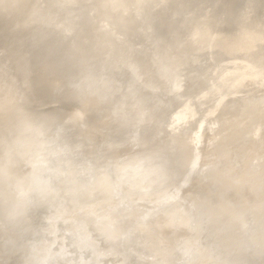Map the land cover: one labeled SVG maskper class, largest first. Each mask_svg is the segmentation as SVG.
I'll return each mask as SVG.
<instances>
[{"label": "rangeland", "instance_id": "obj_1", "mask_svg": "<svg viewBox=\"0 0 264 264\" xmlns=\"http://www.w3.org/2000/svg\"><path fill=\"white\" fill-rule=\"evenodd\" d=\"M129 2L130 3L126 4L123 9V13L116 11V13H114L109 19V29H114L117 25V21L125 15V19L129 16L131 17V22L134 25L133 31L125 38L122 36L121 31L116 32L113 35V38L104 45V48L98 53V56L100 58L99 64L105 63L107 66L113 65L114 68L116 65L122 67L126 60L136 59L138 61L136 72L139 74L140 79L133 81L135 87L132 89L130 88L131 91L125 96H133L136 94V91L137 94L150 96V99H148L146 103L151 116L144 124H142V126L132 129L128 125L119 122L125 111V105L123 104H119V106L111 109L108 113L107 110L103 108L104 105H98L93 107L94 110L89 111L90 115H82L78 120L74 117L77 112L81 111L82 105L85 103L87 104V102L74 103L71 98V89L67 87V82L73 81V78L77 77L74 75L85 74L86 71L89 70V67L90 70H92L91 67L93 66L88 64V61H81L75 68H70L68 65L62 69L60 67L56 68L58 67L56 66L57 52L46 51L45 47L41 49L40 47H34L27 53H25V49L19 51L18 55H15L16 61H14V64L11 62L7 71L4 70L3 72H0L1 90L3 93L10 100L14 99V95L19 96L21 99H19L18 102H24L26 106L25 110L34 114V116L30 118L32 119L30 122L32 121L34 125L29 128V133L22 138V146L29 143H34V145H36L37 143L42 142L41 149L43 150L46 145H49L50 152L52 151V157L57 160L63 156V159L61 158L62 160L60 159V162L62 164L63 162H66L67 166V161L70 159L69 157H71L70 161L73 164V167L76 168L75 174L76 172L77 174L78 172L81 173V170L84 172V174H82V172L81 174L76 175V177L81 176L79 177L80 181L77 180L81 182V179H86L85 181L83 180L82 184L85 182L86 184L84 183V185H87L86 187L88 188H90V185H88L89 182H92L94 176L96 177L95 173L97 174V171L95 173L93 170L89 171L94 165H97V167L100 166L101 168H98V170L102 172L103 167L106 170L105 166L114 165V167L102 173L100 180H103L106 177L107 180L111 179L114 181L118 179L120 181V183L112 186L111 191L107 193L108 195H105L102 193L103 191L99 189L91 188V190H95H88V192L84 188V190L90 195L88 194L87 196V194H85L87 197L84 195V198H82V196L73 189L69 180L65 176L68 174V168L65 167L66 164L64 163L65 165L63 164L64 166H62L59 162L57 165L54 160L55 162H53L55 165L50 161L51 165H54L53 168L56 166V170L58 171L49 175L48 183L50 186L43 190L41 189L37 191L30 189L26 192L25 189H21V187L13 181H19L20 178L18 176L29 171L32 165L19 160L18 164L13 167L9 166L7 163L11 159L6 153L0 152V204L3 205L4 208L5 206H11L10 211H7L6 213L0 212V264H21L26 258H29L30 263L32 264H85L89 259L92 261H90V264H101L103 262H105L103 264H106V262L107 264H109V262L112 264L111 260H114L113 264H115L118 262L115 258L117 259L118 257L120 258V256H123L122 253H126V250H132L130 243H132V246L135 247V249L136 247L138 248V253L136 254L134 250L136 258H133L130 256V253L133 252V250L131 252L128 251L129 254L128 252L126 254H128L129 258L127 255H124V257L126 256L124 260L127 259L126 262H128V259H131L129 261H132L133 259L138 261L133 260V262H128L129 264H158L157 261H162L160 263L162 264L165 259H159L158 254L161 251L165 258H169L166 253L169 249L168 247L172 245L174 237L179 240L195 238L193 244H196V246H199L198 244H200V247L206 250L210 255H214H211L213 257L211 264H264L262 253L259 255L262 256V258L258 257L257 259L254 258L253 254H237L233 243L227 241L229 238L224 235V230L220 231L218 229L219 226L215 225L212 222L213 220L211 221V218L208 216V213L211 212L210 207L212 201L214 202L218 200V204L223 203L224 200H226L225 196L219 197L218 199L214 196L216 194L218 195V192L221 190L235 188L233 196L241 194L242 197L241 200L239 199L235 201L234 204L239 209H244V211L246 209V215L250 214V217H252H248L249 219H246L247 222L252 221L253 223L254 221L259 234L264 226V218L255 215L250 212V208H247L249 205L247 199L251 198L247 193L243 192L242 187L245 181L240 183L241 186L235 185L230 188L224 184L219 185L216 190L211 191L212 194L207 193V196H200V194L197 195L195 191L197 190V193H199L196 187H201L202 185L198 184L197 181H191V178L188 179L190 176L197 174V171L201 172L202 165L203 167L204 164L205 166H208L209 164L206 163L209 160L215 161L220 158L217 156L220 153L219 150L221 148H234L229 150L228 153L238 152V149L242 146V149L246 150L257 141L256 137H258V135L260 137L261 133L264 132V128H262L264 126L261 125H264V122L257 124L260 127L258 126L257 128H254L253 133L251 132V134L245 135L242 144H234L236 146L242 145L239 148H235L236 146L227 143L225 146L220 139H218L219 141H217L216 144H211L214 143L211 142L214 140H210V143H208L207 146L204 141L209 142V139L211 138L210 136L207 138V133L205 132L204 138L206 140L203 141L202 137H196L198 131L202 133L201 131L204 129L202 127L207 124L206 121H215V119L225 113L247 116V109L250 107L251 103H249L246 98L249 97L251 98V101H258L259 98L264 97V79L261 82L256 81L255 78L248 73L240 82L233 80L235 74L242 73L246 68H248L246 71L249 69L251 70L250 65L260 58V66L261 68H264V53L255 47H253V49H248L250 38L245 36L237 46V52L231 58H228L227 55L229 48L232 46L231 37L239 34V32L240 34L245 32L242 26L240 29L238 28L237 24H235L236 21L249 24L255 22L257 26L258 41H264V0H129ZM105 10L106 9H103L101 12H98L94 17L86 32L87 34H93L95 30H99L100 27L105 25H102L101 22ZM133 12L134 16L131 15ZM15 18L16 17L10 14L8 10H5L3 15L0 13V54L5 50L11 49L17 43L27 45L37 40L35 26L40 25L43 28L46 26V24H41V22L36 23L31 19L22 26L21 30L13 32L14 30H11L10 26L13 24ZM187 18H191V25L189 26L184 25ZM233 21L235 23H233ZM206 31L214 33V40H199L196 38L199 37L198 35L200 33ZM86 33L83 38L88 37ZM70 35L71 32L67 34L66 37L70 39ZM190 37H194V39ZM46 38L48 39V37ZM185 38H189V42L187 40L185 41ZM81 40L84 41L83 39ZM65 42L66 39L59 43V46H62L60 49L66 46ZM45 44L47 43L45 42ZM101 44L102 37L99 36L97 40L94 39L90 45L95 48L96 46H101ZM207 48L213 49V53L208 57H200L198 62L195 63V68L199 69L198 71L201 72L204 71L207 64H210V68L207 69L204 76L199 73V75L201 74V79L199 78V82L196 83L191 78V75H195V73L187 72L186 68L188 66V59H186V57L190 56L192 53H194L192 55L196 56L198 54L197 51H204ZM47 49L49 50L48 45ZM179 56L181 57L178 61L177 57ZM171 60H176L178 62H176L175 65L173 63V66L170 68L167 67L165 69L166 73L163 77L157 79L155 76L157 75V72L162 71L163 66L165 65L166 67L167 63H170ZM6 61L5 57L1 55L0 67L8 65ZM225 62L226 66H222L216 74V70L214 72V67L222 65ZM25 64L27 65L26 69L21 70ZM17 65L22 67H18ZM41 65H45L47 68L41 67ZM110 69L112 71L109 73V77L116 79L121 78L120 80L129 79V76L133 72V69L130 68L121 70L109 67V70ZM196 77H199L198 74ZM152 81L157 84V88L153 90L152 87L150 89L146 85L148 82ZM173 83L176 86L180 84V88L176 91L175 96H173V92L170 93L169 91V88L174 85ZM22 93L23 95L26 94V99L23 98L24 96H22ZM119 95L120 94L118 93L114 94L111 97V100L115 101ZM198 98L205 99V104L196 106L195 102H198ZM232 100L235 101V104L231 103ZM108 103L110 102H107L106 104L108 105ZM129 106L130 105L127 104V108ZM136 106H134L135 108L132 107V109L129 108L133 115H135L134 111L137 108ZM166 109L169 111L164 112ZM97 114V118H92ZM254 114L256 115L257 112ZM179 115L183 117L177 119ZM214 123L216 122H213L212 128H209L211 129L209 134L211 132V134L217 133L218 131L215 130V126L218 123H216V125ZM213 125H215V128ZM23 127L19 128V131L24 130L25 128ZM217 127H219V125ZM222 129L224 130V128ZM222 129L219 130L221 133L218 131V134H221V136L224 134V137L226 138L228 136V132L226 131L228 130H224L226 132L224 133ZM259 130L261 132H259ZM221 136L219 137L222 138ZM195 137L198 144L194 141ZM2 138L5 141L7 135L2 137L0 134V140H2ZM197 138H201V141L206 146H204L205 148L203 149L202 146L201 150L202 157L208 161L206 162L201 158V164L205 163L199 167L198 164H195L197 166V171L195 168L196 166L191 163L194 166L195 171L192 172L193 167L189 165L190 172H192H189V174L192 175L187 174V178L185 173L187 171L182 172L174 170L178 165L177 160H180L179 158L184 156L183 150L185 149L181 152L179 149H173V140L176 139L179 142L184 141L183 145H187L188 147L190 145V147L194 148L195 144L199 146L201 143ZM54 139L56 141H54ZM222 140L224 141L225 139L222 138ZM193 141L195 143H193ZM225 141L228 142L227 140ZM61 143L64 146L60 145ZM257 144L259 150H256L255 154H258L259 156L260 153H264V137L261 139V142L259 141ZM50 145H52L53 148H55L56 145H60L62 148L58 146L60 148L59 150L56 148L51 150L52 146ZM64 147L67 150L69 148L66 152L70 153L71 151L72 155L70 154L68 156L65 151L64 153L66 154L63 153L62 155L61 152H63L62 149ZM167 147L172 149H167ZM194 149L197 150L198 148ZM58 151H60V156ZM54 153L57 154L58 158ZM244 153L241 154L246 156L247 154ZM262 154L260 155L263 157H259L263 159L264 154ZM253 155L251 157L252 160L258 157ZM72 156L74 158H72ZM259 157L256 159L257 161H251L252 163L250 164L255 166L252 167V165H250L252 171L257 167V169L262 168L261 165L263 164H261V162L264 160H261L260 165L257 163ZM212 161H209L208 163ZM133 163H141L142 167L145 169L160 167L158 171H163V173L159 178H156L159 179L157 185H159V190L161 191L159 192L160 194H164L165 197L169 196L167 201L166 199L162 200L159 197L160 194H153V197L152 194L148 193L149 187L150 189L152 187L150 182H147L148 185L143 181L142 186L144 187V190L139 196H136L133 194L134 187L132 188L134 182L132 183L130 180L127 181V179L118 178L121 176L119 173L122 171V168L132 165ZM257 164H259L261 168H259L260 166ZM81 166L84 167L79 171L78 169ZM207 166L204 167L206 173H208ZM202 171L204 172V169ZM206 173H201L202 176L198 173L193 177L201 179ZM254 173L255 172H253V174ZM87 179L88 184L86 182ZM121 180H125V182L129 183L131 182V187L127 188L125 185H122L126 183ZM239 182L240 181H238V183ZM51 185L52 187L55 185L56 187L60 186L61 190L59 191L64 192V195L56 196L57 194L55 195L54 188H50ZM127 186L129 187V185ZM173 187L177 190L176 193L168 195L166 192ZM181 189L183 192L190 189L185 193L186 197L200 204L198 208H196L198 206L196 205L193 210L188 208L184 211L186 216L190 217L189 219L192 226L189 225L187 228H183L184 224H181V228H172L174 232L171 233L170 231L172 229L169 230L170 233H166L169 234L164 236L165 239L162 242H159L158 244L149 243L151 246L149 244L148 246L146 245L148 242L145 244L144 242L146 241H144V239L141 240L137 238L135 241L131 242V235L127 237L128 234H125L126 230L124 231L123 224H116L118 220L124 219L125 221V219L130 216L129 220H131L132 224H134L138 230H140L141 227H145L149 228L148 230L152 228L154 232H156L154 221L156 222L157 220L155 219H158L162 224L163 222L166 223L170 220V216L165 209L167 206L176 203V201L180 199L177 192ZM202 190H205L204 186H202ZM85 191L84 193H87ZM99 191H102L99 193L101 195H95L98 194ZM194 192L195 194H193ZM204 192L205 191H203V194ZM91 193H94L93 196L95 198ZM157 193L158 192L156 191V194ZM41 194H47V197L50 195L51 200L48 201V198H43ZM89 196H92L93 198ZM231 196L232 195L227 198H230ZM103 197L107 198L106 201ZM101 198L105 202L100 200ZM131 198L133 199L131 200ZM139 198L141 201H158L155 203L156 206L150 204L154 206L155 209L157 206L161 209L162 206L164 210L160 211V209L157 208L156 210L159 212L157 213L152 206H150V208L152 207L151 209L149 208L150 204H146L145 207L142 203L135 204ZM200 198L201 200H199ZM111 200H113L111 204L106 203ZM125 200H127L129 204L128 202L125 203ZM125 211L127 213L122 215L121 213ZM163 211H165L167 215L165 214L162 216L164 213ZM65 213L67 215H65ZM151 213L154 215L157 213L159 218L153 217L152 220L154 221H152L150 218V215L152 216ZM245 213L243 214L244 216ZM65 218H67V220ZM97 220H106L108 222V224H104L101 228L104 229L105 234L108 230H111L117 236L112 244V240L108 241V243L105 242V244L101 242L104 245H108L110 242V245L106 247L108 250L110 247L109 251H106L105 247H103L104 249L101 248L104 245L99 246V242L104 239L99 236H97L98 239L91 237L92 233L98 229L96 225ZM211 222L212 224H210ZM151 224L153 226H151ZM260 225L263 226L260 227ZM59 230H61V233ZM253 230L255 231V229ZM244 232H246V235L248 234L246 237H250L252 234L255 235L254 233L256 231L250 235L249 232ZM244 236L245 235L243 234L242 237ZM100 238L102 240H99ZM250 238L248 239L250 240ZM164 243L166 245H164ZM160 244H162L163 248H167V250H164ZM194 246L193 248L195 249L196 247ZM119 247L125 249L123 251L120 248L122 250V255L120 254L121 250L119 251ZM200 247L197 248L200 249ZM100 248L108 253L105 256L102 250V252L98 253ZM188 248L189 250H192V252L195 251L193 248L191 249L190 246ZM142 249L144 252L146 251L148 256L145 255V253H142L145 256L144 257L140 253ZM184 249L187 251L186 248ZM182 250V253L185 252ZM197 251H195V254ZM139 253L141 255L140 258L137 257ZM188 253H190V251H188ZM186 254L187 253L185 252L182 256H185ZM182 256L180 259H182ZM186 257L182 260L184 261V264L187 262L189 263V260H187ZM121 258L123 259V257ZM191 259L193 260V258ZM83 260H85V262ZM123 261H121V263ZM174 261L180 263L179 260ZM182 263L183 262H181V264ZM118 264H120V260Z\"/></svg>", "mask_w": 264, "mask_h": 264}, {"label": "bare ground", "instance_id": "obj_2", "mask_svg": "<svg viewBox=\"0 0 264 264\" xmlns=\"http://www.w3.org/2000/svg\"><path fill=\"white\" fill-rule=\"evenodd\" d=\"M129 3H130L129 0H0V13L3 15L5 10H8V12L10 14H12L16 17L13 21V24H11V26H10V29L14 30L13 32L21 30L22 26L26 22L30 21L31 19L34 20L36 23L41 22V24L42 23L46 24L45 28L41 27L40 25L35 26L36 27L35 33H36V36L38 38L37 40H35L32 43L27 44V45L22 44V43H17L11 49L5 50L3 53L0 54V56L2 55L5 57V59L7 60L6 63H8V65L0 67V72H3L4 70L7 71L10 67L11 62H13L12 64H14V61H16L15 55H18L19 51L25 49V53H27V52L31 51L34 47L35 48L40 47V49L45 47L46 51L57 52L58 55L56 57V59H57L56 66H58V67H56V68L60 67L62 69L63 67H66L67 65L70 68H72V67L75 68V67H77V65H79L78 63H80L81 61H88L89 62L88 64L93 66V67H91L92 70H90V67H89V70L86 71L85 74L82 73L81 75H74L77 77H74L73 81L67 82V87H69L71 89L70 92L72 93L71 94L72 95L71 96L72 101H74V103H80V102L85 103V102H87V104L85 103L82 105L81 111L77 112L74 115V117L78 120V118L82 117V115L88 116V115H90L89 111L94 110L93 107L98 106V105H104L103 108H105L107 110V113H108L111 109L115 108L116 106H119V104H123V105H125V111H124L123 115L121 116L119 122L124 123L125 125H128L132 129H136V128L142 126V124H144L145 121L148 120L151 116V113H149V111H148L149 110L148 105L146 103L148 101V99H150V96L137 94V91H136V94H134L133 96L130 95L129 96L130 98L128 96H125L128 92L131 91L132 88L135 87V84L133 81H137L140 79L139 74L136 72L138 61L136 59L126 60L122 67H118L116 65V67L114 68L113 65L107 66L105 63L99 64L100 58L98 56V53L104 48V45L106 43H108L113 38V35L116 32L121 31L122 36H124V38H125L126 36L129 35V33H131L133 31L134 25L131 22L132 21L131 17L129 16L127 19H125V15H124V17H122L120 20L117 21V25L115 26L114 29H111V30L109 29L110 28L109 19L114 15V13H116V11L123 13V9L125 8L126 4H129ZM12 9H13V11H12ZM103 9H106V10H105L104 16L101 19V22H102V25H104V24L105 25L100 27L99 30H95L93 34L92 33L87 34L86 32L89 28L90 23L92 22L94 17L98 14V12H101ZM111 10H113V11H111ZM131 15L134 16V12L131 13ZM233 23H235V22L233 21ZM235 24H237L239 29L242 26L244 28L245 32L241 33V34L239 32V34H236L235 36L231 37L232 46L229 48V50L227 52L228 58H231L237 52V46L239 45L240 41L243 38H245V36L250 38V44L248 46V49H253V47H255V48L260 49L261 52L264 53V41H261V42L258 41L257 26H256L255 22L252 24H249V23H239L238 21H236ZM184 25L185 26L191 25V18H187L184 22ZM246 30H247V32H246ZM0 32H1V30H0ZM70 32H71V35L69 37L70 39H68L66 36ZM85 33L87 34L88 37L83 38ZM99 36L102 37V44H101V46H96L95 48H93L90 44L92 41H94V39L97 40V38ZM198 36L199 37H196V38L199 40H212V39L214 40V38H215L214 33H212L211 31L210 32L209 31L202 32ZM46 37H48V39ZM190 38L194 39V37H190ZM65 39H66V42H65L66 46L64 48L60 49V47H62V46H59V43L63 42ZM81 39H83L84 41H82ZM188 39L189 38H185L184 40L188 41ZM192 39H190V40H192ZM47 40H49V41H47ZM45 42L47 44H45ZM47 45L49 46V50L47 49ZM249 47H252V48H249ZM61 50H62V53H61ZM197 53L198 54L196 56L192 55V54H194V53H192L190 56L186 57V59H188V66L186 68L187 72L188 73H190V72L195 73V75L194 74L191 75V78L196 83H198L199 80L201 79L200 78L201 74H202V76H204V73L207 71V69L210 68V64H207L206 65L207 67H205L204 71L201 72V71H198L199 69L195 68V63L198 62V59H200V57H208L209 55H211L213 53V49L207 48L204 51L203 50H200V52L197 51ZM180 57L181 56L177 57L178 61L180 60ZM178 61L171 60L170 63H167L166 67L164 65L163 70L160 72H157V75H155L157 77V79H160L161 77H163V75L166 73L165 69L167 67L168 68L172 67L173 63L175 65V63ZM260 63H261V58L256 60L253 64L250 65L251 70L249 69L246 71V69H248V68H246L245 71H243L242 73L235 74L233 80L240 82L249 73V75L254 77L256 81L261 82L264 79V68H261ZM20 65H17V66L22 67ZM222 66L225 67L226 62L222 65L215 66L214 72L216 70V74H217V72L222 68ZM26 67H27V65L25 64L21 68V70H25ZM41 67L47 68L45 65H41ZM109 67L113 68V69H121V70H123L125 68H130V69H133L132 70L133 72L129 76V79L120 80L121 78L120 79L117 78L118 79L117 80L116 78L109 77L110 76L109 73L112 71L111 69L109 70ZM252 72H253V74H252ZM199 73H201V74L199 75ZM197 74L199 77H196ZM179 82H180V80H179ZM179 82H177V83H179ZM146 85L150 89L152 87V90L157 88V84L154 81L148 82ZM174 85H172L169 88L170 93L171 92L174 93L173 96L176 95V91L180 88L179 87L180 84L177 86L175 85L178 88H176ZM117 93L120 95L116 98V100L115 101L111 100V97ZM22 96H24L23 98H25V99L27 98L26 94L23 95V93H22ZM19 99H21L19 96L14 95V99L10 100L3 93V91L1 90V79H0V134L2 135V137L7 135V139L5 141L3 138H2V140H0V152L6 153L9 156V158L11 159L7 163V165H9V166L13 167L14 165L18 164L19 160L25 161L24 163L32 165V167L29 171H27L26 173H23L21 176H18L20 178L19 181H13L15 184L19 185V187H21V189H23V190L25 189L26 192L29 191L30 189L37 190V191L41 190V189L43 190V189H46L47 187L50 186L48 183L49 175L52 173H56L58 171V170H56V168H57L56 166H55V168H53L55 165L54 162L56 161L55 163L58 165L60 162V159L63 156L61 158L59 157L60 159H57L58 161L55 160L56 158L54 159V157H52L53 155L51 154L52 151L50 152L49 145H46L43 150L41 149L42 148V146H41L42 142H39L36 145H34V143H29L25 146L21 145V144H23V141H21L22 138L26 134L29 133L28 132L29 128H31V126L34 125L32 123V121L30 122V120H32L30 118L33 117L34 114H31L30 111L25 110L26 109L25 103L24 102H18ZM157 99L160 100L159 98H157ZM179 99H181V98H179ZM246 100L249 103H251L250 107H248V109H247V112H248L247 116H239V115H235V114H231V113H225L222 116L215 119V121H212V120H208V122L206 121L207 124L205 123L206 125L202 127V128H204L203 131H201L199 129L202 133H200L198 131L196 134V137H202V140L204 141V140H206L204 138V135H205L204 132L207 133L206 134L207 138H209L208 136H210V138H211V139H209V142L204 141L205 145L207 144V146H208V143H210V140H214V141H211V142H214L211 144H216L217 141H219L218 139H220L221 142L225 146H226V143L229 145L232 144L233 146H236V145H234L236 143L242 144V141H244V138H245L244 136L247 134H251V132L253 133L254 128H257L259 126L257 124L264 122V97L259 98L258 101H251V98H249V97H247ZM107 102H110V103H108V105H107L106 104ZM231 103L235 104V101L232 100ZM127 104L130 105L128 108H127ZM195 104H196V106H200L202 104H205V99H199L198 102L197 101L195 102ZM134 106L137 107L134 111L135 115H133L130 111V109H132V107H134ZM230 106H231V104H230ZM166 111L168 112L169 110L168 109L164 110V112H166ZM255 112H257L256 115L254 114ZM96 116H98V114L92 118H97ZM182 117L183 116L179 115V117L177 119L182 118ZM213 122L218 123L217 125H216V123H214L216 126L213 125V127L214 126L216 127V128L214 127L216 131L217 130L219 131L222 128H224V130H226V129L228 130V131H226V132H228V136L226 138L224 137V134H222V136H221V134H218V131H217V133L211 134L212 133L211 132L209 134V132L211 131V129H209V128H212ZM210 124H211V126H210ZM218 125H219V127H217ZM261 125L264 126L263 124H261ZM22 127L25 129L22 131L21 130L19 131V128H22ZM220 127H222V128H220ZM214 128H213V130H214ZM262 128H264V127H262ZM224 130H223V132L226 133ZM219 132L221 133V131H219ZM259 132H261V131L259 130ZM214 134H215V137H214ZM219 136H221L222 138L227 140L229 143L226 142L225 140L223 141L222 138H220ZM196 137L194 138V141L198 144V142L196 141ZM263 137H264V132L261 133L260 137L258 135V137H256L257 141L254 142V144H252L246 150L242 149L243 148L242 145H237L235 147V148H239L242 146L241 148L238 149L239 150L238 152L244 153V151H245V153L247 154L246 156L241 154V153H238V152L228 153L229 150H232L234 148H231V149L227 148L226 149L224 147V148H221L219 150L220 153L218 154L217 157H220V158L216 159L215 161L209 160V161H212L210 163H208L209 161L205 160V158L202 157L203 155H202L201 147L203 146L202 147V149H203L206 146L201 141V138L200 139L197 138L200 140L199 142H201L199 144V146L195 144V147H194L192 145L194 148H196V149L198 148L197 150L190 147V145H189V147L187 145H183L184 141L179 142L176 139H174L173 140L174 141L173 147L171 145V147L173 149L174 148L179 149L180 152L183 149H185V150H183L184 156H181L179 158L180 160H177L178 165L176 166V168L174 170L175 171L178 170V171H182V172L187 171L185 173H186V176L188 178V175H192V174H189V172H190V169H189L190 166L189 165H191V167H193L192 172L195 171L194 170L195 168L197 171V166L195 164H198V167L201 166L202 164H204L205 162L202 164L200 162L201 161L200 159L203 158L204 161H206V162L208 161L206 163V164H209L208 166L206 165L208 173L205 172L206 171V169L204 168V167H206L205 164H204V167H203V165L201 166L202 168L200 167L202 170L204 169V172L201 169H200L201 172H199V171H197V172L200 173L201 176H202L201 173H206L205 174L206 176L204 175L203 177H201V179H196L197 177L194 178L198 174L196 172L197 174L194 173L195 175H192L188 178V179L191 178L190 180L193 182L197 181L198 184L205 187V190H202V186L196 187V189H198V191H199V193H197V190L195 191L197 195L200 194V196H207L210 193L212 194L211 191L216 190L219 185L224 184L225 186L230 188V187H234L235 185L241 186L240 183H243L245 181V183L242 187L243 192L247 193L248 196H250V198H251V199H249L246 196L248 198L247 200L249 202V205L247 206V208H250L249 209L250 212L254 213L255 215H259V217L264 218V161L261 162V160H264V158L263 159L260 158V157H263L260 155L262 153L259 154L260 157L258 156V154L257 155L255 154L256 150H259L257 143L259 141L261 142V139ZM52 141H53V138H52ZM54 141H56V140L54 139ZM194 141H193V143H195ZM230 142H232V143H230ZM201 144H203V145H201ZM211 144H209V145H211ZM60 145L64 146L62 143ZM60 145H56V146L58 147ZM50 146H52V145H50ZM56 146H55V148L58 150L60 148H62V146H60V148L59 147L57 148ZM55 148H53V146H52L51 150L52 149L54 150ZM172 148L167 147V149H172ZM186 148H187V155H186ZM64 149H65V147L62 149L63 150V152H61L62 155H63L64 151L66 152V150H67V149H65V150ZM62 150H60V151H62ZM68 150H69V148H68ZM60 151H58L59 156H60ZM58 152H57V154H58ZM66 153L69 156L71 154V151H70V153L69 152H66ZM66 153H64V154H66ZM57 154L54 153V155H56V157L58 158ZM253 154L259 157V160L257 163L260 164V162H261V164H263V165L260 164L262 166V168H261V166L259 164H257L260 166L259 168H261V169H257L258 167L256 165L257 168H254L252 171L251 170L252 167H255V166L250 164V163L254 162L253 160H256L258 158L257 157V158L252 160L251 157ZM229 155H231V156H229ZM240 155H242V156H240ZM68 156H66V157H68ZM73 156H75V155H73ZM73 156H72V158H74ZM179 156H180V154H179ZM51 157L53 158V160ZM49 158H50V160H49ZM69 158L71 159V157H69ZM70 159L69 160L67 159L68 160L67 161L68 166H67L66 162L62 161L63 164L64 163L66 164L65 167L68 168V174H66L65 176L69 180L73 189H75L77 191V193H79L80 196H82V198H84L85 194H87V196H88V194H89L88 192L91 190V188L102 190L103 191V192L101 191L102 193H104L105 195H108L107 193L111 191L112 186L117 184V183H120V181L117 179V177H116L117 180H114V181H112L110 178L109 179L111 181L107 180L106 177L103 180H100L102 173L111 169L112 167H114V165L113 166L112 165L105 166L106 170L103 167V172L98 170V168H101L100 166L97 167V165H94L93 166L94 168L92 167V169L89 171L93 170L94 173L97 171V174L95 173L96 177L94 176L93 181L89 182V184H88V179H87L86 182L88 185H90V188H88V187H86L87 185H84L85 182L82 184L84 179L83 180L81 179V182H79L80 181L79 177H81V176H79V177L77 176L78 178L76 177V175L81 174L83 171L81 170V173L78 172V174H77V172H76V174H75L76 168L73 167V164L71 163ZM50 161H52V163L54 164L53 166L51 165ZM191 163L193 165H195L196 167L194 168V166ZM60 164L62 166L65 165V164L63 165L61 162H60ZM71 164H72V166H71ZM250 165H252V167H250ZM187 166H189V167H187ZM83 167L81 166L78 170L80 171V169ZM159 168L160 167H153V168L145 169L144 167H142L141 163L140 164L133 163L132 165H129L127 167H123L122 171L119 173V174H121V176L118 178L127 179V181L130 180V181H132V183L134 182L135 186L133 185L132 188L134 187L133 194L136 196L137 195L139 196V194L142 193V191L144 190V187L142 186V182L143 181L146 183L150 182V185L152 187H151V189L149 187L148 193L152 194V196L154 197L153 194L158 195V194H160L159 192H161L159 190L160 189L159 185H157L159 183V179H156V178H159L160 175H162V173H163V171H161V172L158 171ZM254 170H256V171H254ZM258 171H259V173H258ZM99 172H101V173H99ZM192 172H190V173H192ZM253 172H255L254 174H256V173L257 174L254 175ZM82 174H84V172ZM198 177H199V175H198ZM121 181L125 182V180H121ZM238 181H240V182L238 183ZM125 183L127 184L129 182H125ZM130 183L127 184V185H129V187L126 184H122V185H125V187L130 188L131 187L130 185L132 184V183L131 184ZM55 187H56V185L54 187H52V185H51V187H50L51 189L54 188L55 195L57 194L56 196H63L64 192L59 191V190H61L60 186H58L56 188ZM84 188H85V190H87V191L89 190V191L88 192L85 191ZM199 188H201V189H199ZM95 189H93V190H95ZM234 189H228V190L225 189L223 191L221 190L220 192H218V195L213 194V195H215L214 197H217V199L219 197L225 196L226 200H224L223 203H218V204H217L218 200L214 201V202L212 201V205L210 207L211 212L208 213V216L211 218V221L213 220L212 222L215 225L219 226L218 229L220 231L224 230V235L228 236V238H229L227 241L229 243L230 242L233 243L237 254L244 255L246 252H251L254 255V258H256V259L258 257L262 258V256L264 257V226L260 225V227L263 226V228L260 231V233L258 234L257 229H256L257 226H255L256 224L254 223V221H253L254 224L252 223V221L247 222L246 219L248 217L249 218H252V217H250L251 216L250 214L246 215V213H247L246 209H245V211H244V209L243 210L239 209L234 204L235 201H237L239 199L241 200V197H242L241 194H236L235 196H233V193L235 192ZM83 190L87 193H84ZM93 190H91V191H93ZM125 190H126V188H125ZM189 190L190 189L185 190L183 192L181 189L177 192V195L180 197V199L177 200L176 203L171 204L170 206H167L165 211H167V214L170 216V220L166 223L163 222V224L160 223V221L158 219H155V220H157L156 221L157 223L154 220H152L153 217L159 218V216H157L158 215L157 213H159V212L156 210L159 207L157 206L156 209L154 207V206H156L155 203H157L158 201H156V200H155L156 202H154L153 200L141 201L140 198L138 200L136 199L137 202H135V204L136 203L137 204L142 203V205L144 207L146 204H150V203L154 204V206H152L150 204L149 208H150V206H152L157 211L156 215H154L152 213H151L152 216L150 215L151 220L154 221V223H155L154 226L156 227V232H154V230L152 228H151L152 229V231H151V229L148 230L149 228H145V227H144L145 229L143 227H141V229L138 230L134 226V224H132L131 220H129L130 216H128V218L125 217L126 218L125 221H124V219L118 220L116 222V224L117 225L123 224L124 231L126 230L125 234H128L127 237L129 235H131L130 236L131 242L135 241V239L138 238L141 240L144 239V241H146V242L143 241L145 244L148 242L146 245H148L149 243L150 244H153V243L158 244L159 242H162L165 239V237H164L165 235H168L170 232L171 233L174 232L173 229L181 228V224H183L184 221H189L190 217L186 216V214L184 213L185 210H187L188 208L193 210V208H195L196 205H198L196 208L199 207L200 204H198V203H196V202H194V201H192L186 197L185 193L188 192ZM156 191L158 192L157 194H156ZM176 191L177 190H175V188L173 187V188L169 189V191H167L166 193L168 195H171L173 193H176ZM203 191H205L206 194H205V192L203 194ZM94 192L97 193L96 191H94ZM101 192L99 191L98 194H95V195L100 196L101 194H99V193H101ZM195 192L193 194H195ZM93 195H94V193L92 194V196ZM160 195H159V197L162 200L166 199V201H167V198L169 196L165 197L164 194H160ZM230 195H232V196L230 198H227ZM41 196H43V198L44 197L48 198V201L51 200L50 195H49V197H47V194H41ZM92 196H89V197L93 198L94 196L93 197ZM106 199L107 198H104L105 201H106ZM132 199L133 198H131V200ZM100 200H102V198ZM104 200H102V201L105 202ZM127 200H125L126 201L125 203L128 202ZM199 200H201V198ZM112 201L113 200H111L110 202H106V203L111 204ZM128 204H129V202H128ZM128 204H126V205H128ZM159 205H160V203H159ZM146 207H148V206H146ZM10 210H11V206H5V208H4L3 205L0 204V212L6 213L7 211H10ZM161 210H164V208H162V206H161L160 211ZM165 211H163L164 212L163 214L162 213H160V214H162V216L165 215L166 214ZM125 213H127V212L125 211V212H122L121 214L125 215ZM244 213H245V216L243 215ZM65 215H67V214L65 213ZM162 216H161V218H162ZM67 218H65V219L67 220ZM197 220H199V219H197ZM199 221H201V220H199ZM263 221H264V219H263ZM59 222H61V221H59ZM212 222L210 224H212ZM106 223L108 224V222L106 220H97L96 225H97L98 229L97 230L95 229L96 231L93 232L91 235V237H93V238L95 237L98 239L97 236H99L102 239H104L103 241H100V242H99V240H102V239L100 238L98 240L99 246L104 245L105 242L108 243V241H110V240H112L111 241V244H112L113 240L117 238V236L114 234L113 231H111V230L109 231L107 229L108 232H106V234H105L104 229H101L102 226H104V224H106ZM263 224H264V222H263ZM257 225H259V224H257ZM151 226H153V225L151 224ZM249 229H250V231H249ZM253 229H255L256 232ZM169 230H171V231L169 232ZM60 231L61 230H59V232ZM244 231H247V233L249 232V235L255 232L254 233L255 235H253V234L250 235V237H252V238L246 237L248 234L246 235L245 234L246 232H244ZM167 232H169V233L166 234ZM93 234H94V236H93ZM177 234H179V233H177ZM243 234L245 235L244 237H242ZM169 237H170V235H169ZM248 238H250V240ZM194 239L195 238H192L193 241H194ZM244 239H246V240H244ZM95 241H97V240H95ZM196 241H197V239H196ZM101 242L104 244H102ZM130 244H131V249L133 250V252H131L132 250L131 251L128 250L129 252L132 253V255L130 253V256H132L133 258H136L135 255L138 253V248L136 247V249H137L136 250L135 247L132 246V243H130ZM192 244H193V242H192ZM192 244H191V241H189V240H179L178 238L175 239V237H174L172 245L170 247H168L169 249L166 253V255H168L169 258H167V257L165 258V256L162 255L161 251L158 254V258L159 259L161 258L162 260L165 259L163 261L164 264H168V263L169 264L170 263L171 264H176V263L181 264V262H183L182 264H184V261H182V260H184L186 255L188 254L186 258H187V260H189V263L185 260L187 262L186 264H211V260L213 259L212 256H214V255L211 254L212 255L211 256L206 250H204L202 247H200V244H198L199 246H196V244H193V245ZM106 245L102 246L101 248L108 247V245H110V242L107 246ZM160 245L162 246V244H160ZM164 245H166V244L164 243ZM189 246L191 249L193 248V246L196 247L195 249L193 248L195 251H197V249H198L197 247H200V249H198V251L195 254V251H193L194 252L193 253L192 250H189V248H188ZM101 248H100V251L98 252V250H97V252L100 253L103 251V254L105 256L108 252H104V250H103L104 248L103 249H101ZM120 248L121 247H119V251L122 249V248L121 249ZM162 248H163V246H162ZM184 248H186V249L188 248L187 251ZM163 249L167 250V248H163ZM182 249L187 253L185 256H182V254L185 253V252H183V253L181 252ZM107 250H108V248H106V251ZM109 250H110V247H109ZM122 250L124 251L125 249H122ZM122 250L120 251V254H121ZM134 250H135L136 254H135ZM128 251L126 250L125 252L127 253ZM188 251H190V253H188ZM129 252H128V254H129ZM126 253L123 252L122 253L123 256L119 255L120 258L123 257V259L122 258L120 259L118 257L119 259L115 258V260H117L118 262L120 260V264H122V263L125 264L127 259L124 260L126 257V256L124 257V255H127V257H128V254H126ZM140 253L141 254L145 253V255H147L146 251L144 252L143 249L140 251ZM140 253L138 255H140ZM261 253H262V256H259ZM190 254H192V255L189 256ZM138 255H137V257L140 258L141 255L140 256H138ZM181 256H182V259H180ZM188 256H189V258H188ZM191 258H193V260ZM97 259H99V258H97ZM129 260H131V259H128V262H133L134 259L132 261H129ZM168 260H169V262H168ZM170 260H171V262H170ZM174 260H179L180 263L177 261L175 262ZM83 261L85 262V260H83ZM90 261L91 260L89 259L88 261H86V263L90 264L92 262V261L91 262ZM113 261L111 260L112 264L114 263ZM121 261H123V262L121 263ZM134 261H138V260H134ZM156 261H154V262H156ZM165 261H167V262H165ZM172 261H173V263H172ZM118 262H116V263L118 264ZM128 262H126V264ZM157 262H158V264H160L162 261H157ZM103 263H105V262H103ZM103 263H101V264H103ZM21 264H32V263H30L29 258H26ZM106 264H107V262H106ZM109 264H111V263L109 262ZM134 264H136V263H134Z\"/></svg>", "mask_w": 264, "mask_h": 264}, {"label": "water", "instance_id": "obj_3", "mask_svg": "<svg viewBox=\"0 0 264 264\" xmlns=\"http://www.w3.org/2000/svg\"><path fill=\"white\" fill-rule=\"evenodd\" d=\"M183 224H184L183 228H187L189 225L192 226V225H191L192 223L190 222V219H189V221H184ZM189 241H191V243L193 242L192 239H189ZM239 252H240V251H239ZM246 253H248V254H252L251 252H246ZM246 253H245V254H246Z\"/></svg>", "mask_w": 264, "mask_h": 264}]
</instances>
